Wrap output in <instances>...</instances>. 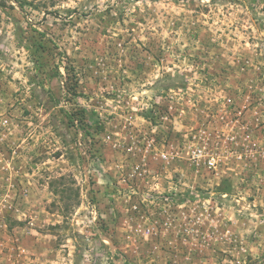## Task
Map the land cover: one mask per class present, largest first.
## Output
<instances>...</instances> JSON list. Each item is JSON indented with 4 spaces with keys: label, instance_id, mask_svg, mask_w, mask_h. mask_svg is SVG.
Masks as SVG:
<instances>
[{
    "label": "rangeland",
    "instance_id": "rangeland-1",
    "mask_svg": "<svg viewBox=\"0 0 264 264\" xmlns=\"http://www.w3.org/2000/svg\"><path fill=\"white\" fill-rule=\"evenodd\" d=\"M0 264H264V0H0Z\"/></svg>",
    "mask_w": 264,
    "mask_h": 264
},
{
    "label": "trees",
    "instance_id": "trees-1",
    "mask_svg": "<svg viewBox=\"0 0 264 264\" xmlns=\"http://www.w3.org/2000/svg\"><path fill=\"white\" fill-rule=\"evenodd\" d=\"M16 3H18V6L21 8L23 6V0H13ZM173 1H177V0H173ZM219 190L224 191V193L227 192V190L225 188H220Z\"/></svg>",
    "mask_w": 264,
    "mask_h": 264
}]
</instances>
